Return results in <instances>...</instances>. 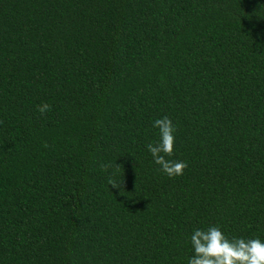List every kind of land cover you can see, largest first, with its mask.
Masks as SVG:
<instances>
[{
	"label": "trees",
	"instance_id": "obj_1",
	"mask_svg": "<svg viewBox=\"0 0 264 264\" xmlns=\"http://www.w3.org/2000/svg\"><path fill=\"white\" fill-rule=\"evenodd\" d=\"M216 225L264 242V0H0V264H188Z\"/></svg>",
	"mask_w": 264,
	"mask_h": 264
},
{
	"label": "clouds",
	"instance_id": "obj_2",
	"mask_svg": "<svg viewBox=\"0 0 264 264\" xmlns=\"http://www.w3.org/2000/svg\"><path fill=\"white\" fill-rule=\"evenodd\" d=\"M51 107L44 102L37 106V111L42 115L47 114L51 111ZM153 126L159 130L160 135L159 141L147 145L154 163L169 178L182 176L188 167L187 163L170 159L175 154L177 128L167 116L156 119ZM109 167L110 165L101 164V168L105 171ZM114 167L115 170L123 168L117 163ZM108 183L115 189H121L124 180L117 182L115 179H109ZM190 241L194 255L188 259V264H264V242L260 238L229 239L219 225L205 230L195 229Z\"/></svg>",
	"mask_w": 264,
	"mask_h": 264
}]
</instances>
